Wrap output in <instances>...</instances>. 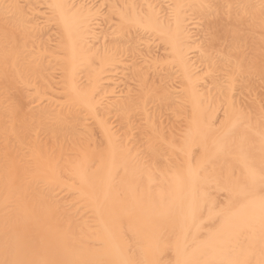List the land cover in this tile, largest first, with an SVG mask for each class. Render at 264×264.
I'll list each match as a JSON object with an SVG mask.
<instances>
[{
  "label": "bare ground",
  "instance_id": "bare-ground-1",
  "mask_svg": "<svg viewBox=\"0 0 264 264\" xmlns=\"http://www.w3.org/2000/svg\"><path fill=\"white\" fill-rule=\"evenodd\" d=\"M250 36L264 0H0V264H264Z\"/></svg>",
  "mask_w": 264,
  "mask_h": 264
},
{
  "label": "rangeland",
  "instance_id": "rangeland-1",
  "mask_svg": "<svg viewBox=\"0 0 264 264\" xmlns=\"http://www.w3.org/2000/svg\"><path fill=\"white\" fill-rule=\"evenodd\" d=\"M226 20H228V19H225V21H226ZM223 21H224V20H223ZM223 24H224V22H223ZM231 24H232V23H231ZM231 24L229 23L230 28H229V25H225V24H224V28H226V30H227V29H228V30L232 29V28H231V27H232ZM220 26H222V25H220ZM227 26H228V28H227ZM222 28H223V26H222ZM4 29H5V28H4ZM4 29H3V30H4ZM1 30H2V28H1ZM220 30L224 31L223 29H221V27H220ZM226 30H225V31H226ZM248 30H249V29H247V31H248ZM249 31H250V30H249ZM249 31H248V32H249ZM248 32H247V33H248ZM250 32H253V31H250ZM250 32H249V33H250ZM222 33H223V32H222ZM247 33H246V34H247ZM250 34H251V33H250ZM253 34H254V32L252 33V35H253ZM255 34H257V35H255ZM255 34H254V35H255L256 38L250 36L249 40H247V43H246V41L244 42V45H245V46L243 45V47H244L243 50H245L244 53H246V51L248 50V52H249V53H247L248 57L250 58V56H252V57L250 58V60L253 59V58L255 57L256 62H257V63H260V64L262 65V64L264 63V50H263L262 48H260V49L262 50V51H261V50L258 48V49L255 51V49H254L255 47L252 46V45H255V42L257 41V40H256V41H255V40L252 41V39H253V38H254V39L260 38L261 33L258 34V32H257V33L255 32ZM254 35H253V36H254ZM258 35H260V36L257 37ZM251 37H252V38H251ZM52 39H54V38H52ZM251 41H252V44H251ZM55 42H56V41H55ZM249 42H250V43H249ZM253 42H254V44H253ZM53 44H54V43H53ZM247 44H248V45H247ZM54 45H55V44H54ZM249 45L252 46V47H251L252 50H251V48L248 49V46H249ZM249 47H250V46H249ZM253 47H254V48H253ZM253 50H254V52H253ZM250 51H252V52H250ZM258 52H260V53H258ZM261 52H263V54H262ZM252 53H253V54H252ZM255 53H256V54H255ZM257 54H259V55H257ZM254 55H255V56H254ZM262 55H263V56H262ZM258 56H259V58L257 59ZM260 60H261V61H260ZM253 61H254V60H253ZM254 62H255V61H254ZM257 63H256V64H257ZM257 65H258V64H257ZM263 65H264V64H263ZM263 65H262V66H263ZM259 67H261V66H259ZM263 76H264V75H263ZM261 78H262V77H261ZM261 78H259V80H258V77H257V80L259 81V82H257V81H255L256 78L253 77L252 81H254V82H252V84H251V82H250V84H251L252 86L249 85V83H248L247 85H249V87H250V86L253 87V85H254L253 83L256 82V83H255V84H256L255 87H253L254 90H253L252 88H249V87H248V88L251 90V91L249 90V91H250V94H253V93L256 94V93H257V94H258V95H257L258 97H257V96H256V97H257V98L260 97V98H259L260 101L264 103V84L262 85V83L264 82V80H263V82H262V80H260ZM249 80H250V78H249ZM248 82H249V81H248ZM257 83H258V84H257ZM259 83H261V84H259ZM257 85H258V86H257ZM259 85H260V86H259ZM261 85H262V86H261ZM258 87H259V88H258ZM261 87H262V88H261ZM252 90L255 91V92H252ZM247 93H248V92H246L245 97L248 98V96H247L248 94H247ZM16 94L18 95L17 92H16ZM245 97L242 96L243 99H245ZM252 98L254 99V96H253ZM248 99H249V98H248ZM259 99H257V100L259 101ZM261 99H262L263 101H262ZM249 100L252 101V99H249ZM249 100H242V101H246V102H247V101H249ZM255 101H256V99H255ZM258 101H256V103H258ZM261 102H260V103H261ZM252 103H253V101L251 102V105H250L249 102H248V104L245 103V102H243V104H245V106L247 105V106H246L247 109L250 108V111H249V112H251L252 109L254 110V108H252V106H253ZM242 106H243V105H242ZM245 106L243 107V108H244L243 110H245ZM260 106H262V103H261ZM263 107H264V106H263ZM263 107H262V108H263ZM263 109H264V108H263ZM253 110H252V112H253ZM246 112H247V110H246ZM249 112H248V113H249ZM252 112H251V114H252ZM254 112H256V107H255V111H254ZM255 114H256V113H255ZM166 115L168 116V114H166ZM256 115H257V114H256ZM167 116H164V118L167 117ZM254 116H255V115H253V117H254ZM169 117H170V116H169ZM169 117H167V118H168L170 121H169L168 119H165L166 122L168 121V123H166V124H167V125L169 124L170 126L174 125V130H173V131L176 133V131H177V130L179 131V129H177V130L175 131V127H176V128H177V126L179 127V125H178L179 122L177 123V121H176L175 119H173V117H170V118H169ZM255 117H256V116H255ZM181 119H182V118H180V119H178V120H181ZM166 124H165V125H166ZM169 125H168V126H169ZM168 126H166L167 129H168ZM170 126H169V127H170ZM172 128H173V126H172ZM168 131H170V130L168 129ZM171 131H172V130H171ZM177 133H178V132H177ZM179 133H181V132H179ZM219 197L225 199V197H224L223 195H222V196L220 195V196L217 197L219 201L222 200V199L219 198ZM221 202H223V201H221Z\"/></svg>",
  "mask_w": 264,
  "mask_h": 264
}]
</instances>
